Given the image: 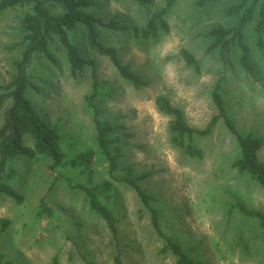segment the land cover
Segmentation results:
<instances>
[{
	"label": "rangeland",
	"instance_id": "rangeland-1",
	"mask_svg": "<svg viewBox=\"0 0 264 264\" xmlns=\"http://www.w3.org/2000/svg\"><path fill=\"white\" fill-rule=\"evenodd\" d=\"M152 2L145 11L136 0H102L98 10L107 19L120 15L132 22L165 8L168 0ZM234 3L222 0L202 11L194 0H178L164 16L169 32L143 44H137L130 33L105 32L106 45L118 49L122 62L150 82L141 90L124 81L108 57L87 53L104 84L98 105L113 124L124 127L121 166L131 167L136 177L148 176L141 185L156 198L164 232L204 264H264L263 230L234 207L243 203L264 212V190L233 168L239 148L223 121L211 136L196 139L204 157L192 159L171 143V118L158 110L156 100L168 99L184 112L191 127L205 129L218 115L212 92L224 77L220 93L228 114L243 134L264 139V50L259 51L249 38L254 75L236 61L225 68L207 53V28L228 23L224 10ZM17 13L0 16V82L9 80ZM73 39L80 46L83 43L80 34ZM182 49L199 60L200 73L186 64ZM56 55L61 60L58 67L43 57L31 67L42 90L32 99L43 117L59 126L74 152H96V181L109 179V166L98 153L85 102L93 93L91 68L73 78L62 53ZM260 159L264 162V148ZM51 165L49 159L18 158L12 166L16 178L9 183L24 202L0 197V220L11 222L0 234V248L14 264H85L83 255L95 264H116L118 248L123 264H176L171 253L162 251L165 244L152 226L150 212L131 188L115 183L112 208L119 230L115 240L106 223L90 211L85 195L67 187V179L80 182L85 177L73 170H52ZM43 198L54 210L52 219L37 217Z\"/></svg>",
	"mask_w": 264,
	"mask_h": 264
},
{
	"label": "trees",
	"instance_id": "trees-1",
	"mask_svg": "<svg viewBox=\"0 0 264 264\" xmlns=\"http://www.w3.org/2000/svg\"><path fill=\"white\" fill-rule=\"evenodd\" d=\"M102 0H0V16L17 11V26L14 32L13 57L9 80L0 82V197L24 202L23 196L9 182L16 178L13 163L18 158L30 160L49 159L52 170H73L84 176V180L74 182L67 179V187L85 195L92 213L102 219L113 238L118 240V221L112 208L115 183L131 188L150 212L152 226L164 241V253H171L176 264H204L183 244L167 235L161 224V215L155 207L156 198L141 185L147 175L134 176L131 167H122V131L123 126L113 124L106 112L98 105L104 94V84L98 78L94 60L87 58L89 51L108 57L119 76L135 89L141 90L150 85L142 75L124 64L118 49L107 46L104 33L114 31L130 33L137 44L157 39L161 33L169 32L164 16L172 11L178 0H168L165 8L147 13L144 20L128 21L120 15L107 19L99 13ZM145 11L153 0H136ZM222 0H194L197 9L207 8ZM224 10L228 23H215L209 26L204 37L208 40L207 53L216 56L223 67L234 65L236 61L245 72L254 75L253 46L264 50V0H235ZM80 34L81 46L73 39ZM252 39V45L249 42ZM61 52L67 69L73 78L83 75L91 68L93 93L86 97V108L92 116L95 130V143L102 160L109 166V179L96 181L94 165L95 151L92 149L74 152V146L63 136L59 126L51 125L39 111L32 99L33 93H40L31 67L36 58L43 57L54 67H58ZM181 57L197 73L201 72V63L188 50L182 49ZM222 77L212 92L213 103L218 110L205 129L191 127L184 112L173 106L168 99L156 100L158 110L171 118L169 132L171 143L192 159H202L203 151L196 145V139L212 135L219 121L234 136L239 148V157L233 162V168L240 174L249 175L264 190V162L260 152L264 148V139L255 133L243 134L228 114L226 101L220 93ZM120 173V174H119ZM236 207L246 218L255 220L264 233V212L237 203ZM54 210L46 201L41 200L38 218L52 219ZM0 234L7 232L10 220H0ZM118 246V244H117ZM122 253L118 248L116 264H123ZM85 264H95L83 255ZM0 264H14L0 248Z\"/></svg>",
	"mask_w": 264,
	"mask_h": 264
}]
</instances>
